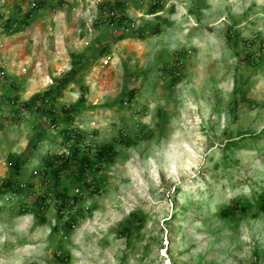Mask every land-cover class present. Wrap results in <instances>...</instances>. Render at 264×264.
<instances>
[{
	"label": "rangeland",
	"instance_id": "1",
	"mask_svg": "<svg viewBox=\"0 0 264 264\" xmlns=\"http://www.w3.org/2000/svg\"><path fill=\"white\" fill-rule=\"evenodd\" d=\"M120 1L135 29L112 0H0V185L22 186L0 188V264H264V0ZM49 89L47 115L22 107Z\"/></svg>",
	"mask_w": 264,
	"mask_h": 264
},
{
	"label": "trees",
	"instance_id": "2",
	"mask_svg": "<svg viewBox=\"0 0 264 264\" xmlns=\"http://www.w3.org/2000/svg\"><path fill=\"white\" fill-rule=\"evenodd\" d=\"M113 2L110 3L108 2L107 5V13L109 14L111 11H114L115 13H117L118 11L122 10L123 8V2H121L120 0H112ZM43 2H39L37 3V6H41L43 5ZM36 6V5H35ZM35 6H32L35 7ZM31 8V9H32ZM151 11H154L155 9V4L151 6ZM29 17H31V10L27 12V14L25 15V19H21L19 20V24H17L16 22H11L9 20L6 21L5 27H6V31L8 33H16L20 30L21 27L24 26L25 23H27ZM124 22H130L125 15H117L115 17H111L108 15V23L111 25H116L118 26V28L123 25ZM158 26H155L153 29V33H158ZM137 35L139 37H143V32H138ZM121 37V36H119ZM108 48L107 46H103L99 53L101 55H104L105 53H107ZM76 76V68L75 66H72L70 68V70L64 74L62 77H60L57 81V94H60V91L67 85L69 84L71 81H73V79ZM172 80L175 81L176 77L172 76ZM134 93L135 90L131 89L128 92V101H131L134 97ZM51 94V89L47 90L44 92V94L42 95H34L32 96L28 101L22 103V107L24 109L30 110V109H35L36 111L40 112L43 115H47L48 111L43 108L42 106H40V103H43L45 100V96L50 95ZM52 97H56V95L52 96ZM82 99V97H81ZM72 112H73V108L70 107H64L62 108V113H63V118L61 119L64 122V128L61 130V132L64 134L65 138L67 140H70L76 133L74 130H72L71 128V124L73 122V116H72ZM61 120L59 118H55V117H51L50 118V123L52 125V127H57L59 125V123L61 122ZM116 152L114 150V147L112 144H104L98 147V149L95 152V158L97 159L98 162H110L113 160L114 156H115ZM77 156V149L73 148V150L71 151L70 154L68 155H59L56 157V160H58L59 164L53 169L54 172V176H55V180L58 181L59 180V175L61 173V171L65 168L70 167V165L73 163V161L75 160ZM81 162V166H80V170L79 172L82 174L84 173V168L88 166L89 162L87 159L85 158H81L80 160ZM47 166H52L50 164V162H46ZM10 166H13L15 168V172L16 174L19 173L20 170V164L19 162H14V163H10ZM87 186L89 188L92 189V191H95L96 193H98L97 189H94V186L91 182H88ZM0 188L6 191L11 192L12 194H17L20 193L22 190V186L16 182V180H10L7 179L5 181H3L0 185ZM56 197L59 199V204L56 206V212L57 214H63L64 213V209L66 208L67 204H68V200H66V198H64V196L62 194H56ZM260 197V203H259V210L264 213V190L262 191ZM42 198V197H41ZM43 199V198H42ZM77 200V198H72V201L75 202ZM39 208H41L42 210L44 209L43 206H39ZM245 208L243 206H231L229 208H225L221 210V215L224 217H230L232 215H234L236 212H244ZM21 213V212H19ZM67 226H71L72 224L67 222L66 224Z\"/></svg>",
	"mask_w": 264,
	"mask_h": 264
},
{
	"label": "built area",
	"instance_id": "3",
	"mask_svg": "<svg viewBox=\"0 0 264 264\" xmlns=\"http://www.w3.org/2000/svg\"><path fill=\"white\" fill-rule=\"evenodd\" d=\"M109 16L111 17H115L116 16V13L114 11H111L109 13ZM134 24L132 22H124L123 25H121L119 28L123 31V32H126V31H129V30H132V29H135L134 28Z\"/></svg>",
	"mask_w": 264,
	"mask_h": 264
}]
</instances>
